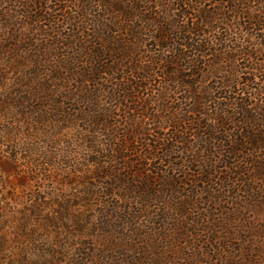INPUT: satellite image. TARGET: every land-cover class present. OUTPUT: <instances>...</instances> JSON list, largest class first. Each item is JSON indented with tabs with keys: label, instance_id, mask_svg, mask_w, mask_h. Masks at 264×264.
<instances>
[{
	"label": "trees",
	"instance_id": "obj_1",
	"mask_svg": "<svg viewBox=\"0 0 264 264\" xmlns=\"http://www.w3.org/2000/svg\"><path fill=\"white\" fill-rule=\"evenodd\" d=\"M25 1L28 2L24 4L26 9L33 2L42 7L40 10L44 9L45 0ZM79 1L84 22L103 20V12L105 19L109 18V12H120L128 20L143 22L128 24V42L119 41L117 47H111L116 41L112 36L105 37L108 27L103 26L98 36L94 30L96 39L111 45L103 46V42L97 43L91 35L94 41H83L78 57L53 54L43 46L34 51L31 38L21 30L18 33L12 22L5 23L12 33L7 40L9 44L0 47L1 54H11L3 62L0 57V121L5 122L0 127V146H6L10 156L8 161L0 158V197L9 178L25 179L19 172L20 162L45 172L51 168L78 172V166L88 168L91 162L100 171L107 189H111L108 193L118 189L126 193L127 198L123 199L128 201L131 190L128 186L133 181L136 183L132 186L133 201L137 205L150 206L163 198L152 192L153 185L158 183L151 182L149 176L141 181L136 179L143 174V169L128 166L124 155L128 152V122L117 125L113 107L104 108L99 94L103 82L110 81L104 75L112 76V80L118 79L119 72L124 73L114 72L108 61L111 58L122 61L127 52L131 70L128 75L138 85L145 83V79L152 80L154 74L149 76L145 72L148 66L139 58L146 51L144 38L151 33L155 51H159L152 56L153 69L167 63L175 65L173 70H167L172 76L168 83L176 86L173 89L178 95L180 110L179 131L172 140L180 147L181 170L187 173L174 186L172 205L164 206L165 210L157 214L149 207L150 232H142L138 222L145 213V217L150 215L142 207L123 210L122 206H112L110 212L106 207L98 216L92 215L91 224L77 216L78 229L90 234L85 235L71 264H117L110 257H106L110 260H97L100 245H95V256L86 240L93 239L96 233L100 237H113L118 232L117 223L127 219L133 226L128 245L145 250L139 254L145 259L135 258L129 264H264V0H174L163 15L149 8L140 10L139 5L126 7L120 0ZM178 7L182 13L180 19L177 15L172 18L170 13H175ZM193 11L196 22H184ZM3 18L11 20L5 15ZM23 42L31 48H25ZM74 44L78 45V41ZM53 50L56 51L54 47ZM118 51L125 54L120 56ZM10 71L16 78L12 85L6 81ZM122 85L125 82L119 83ZM112 92L107 91L110 99H113ZM44 125L54 129L48 132L46 128H39ZM73 127H77L85 148L96 157L80 162L73 154L66 156L58 152L57 145L64 142V132ZM177 145L167 153L176 150ZM156 147L147 145L153 157ZM101 151L111 152L113 157L122 155L124 160L119 164L122 166H117L116 158L113 163L102 161ZM3 162H8L6 168L2 167ZM123 169L135 171L137 175L133 179ZM164 182L162 179L160 183L164 185ZM49 199L45 195L36 196L27 204L25 213L15 211L11 205L4 206L0 199V264L5 254L14 250L4 249L5 243L12 241L6 230L9 223L17 225V232L35 233L30 228L41 226L32 223L33 216L37 220L42 218L47 204L58 223L69 218L67 213L71 207L67 208L65 200L53 199V203ZM117 210L121 213L118 218L112 215ZM18 212L19 216H14ZM9 217H12L10 221ZM45 219L52 221L48 214Z\"/></svg>",
	"mask_w": 264,
	"mask_h": 264
},
{
	"label": "rangeland",
	"instance_id": "obj_2",
	"mask_svg": "<svg viewBox=\"0 0 264 264\" xmlns=\"http://www.w3.org/2000/svg\"><path fill=\"white\" fill-rule=\"evenodd\" d=\"M120 1H124L126 7H135L139 5L140 10L149 8L163 15L164 9H168V5L174 0H149V2L146 1L148 3L145 2L146 4L140 1L137 2L136 0ZM27 3L28 2L25 0H0V47L1 44L4 47L9 44L7 40L9 34L12 33V29L7 27L5 24L6 22H12L11 24H13L18 33H20L21 30L24 36L34 41V51L36 48L43 46V48H49L50 52L53 54L59 52L61 55L65 54V56L77 57L80 56L78 53L81 52L80 44L86 40H91L93 42L95 32L98 36L103 26L109 29V32L106 33L105 36L106 39L107 35H109L116 40L114 42L115 44H112L111 47H117L119 41L121 43L128 42V24H141L143 22L141 19L128 20V18L123 17L120 12L116 14L109 12V21V18L105 19V13L103 12V20H98L96 18L95 22H84L82 12H79V5H81V1L79 0H45L43 3V11L40 10L42 7L36 2L30 3L31 7L29 6L30 8L26 9L27 6L24 4ZM190 11H192V9ZM109 13H106L107 16ZM181 14V8L178 7V10H176L175 13L171 12L170 16L173 18L174 15H177V19H180ZM3 15L10 17L11 20L6 21ZM112 15H118L119 18L116 16H114L116 18H111ZM121 16L123 19H121ZM164 17L165 15L161 16L160 20L162 21ZM196 19L195 11H193L192 14L185 17L183 21L191 23L196 22ZM148 24L152 26L155 25L154 22H148ZM150 34L151 33L144 38L146 39L144 44L145 46L147 45L146 51L141 53V57L139 58L142 59L143 64L148 66L145 72H147L149 76L154 74V77L150 78L152 80L146 82L145 79V83H139L140 85H138V81L128 75V72L131 70L130 68L128 69L127 52L126 58L122 61L119 59H115L117 60L115 61L112 58L108 61L111 66L109 67L110 69L114 67V72L121 70L124 73L122 74V72H119L116 75L118 79L113 78L112 80L110 79L112 76L104 75V77L109 78L110 81L103 82L104 85L99 87V94L101 97L100 101L104 104V108L110 109L113 107L114 118L116 119L117 125L121 123L124 124L125 121L128 122V152L124 153L128 158V166L130 165L133 166V168L143 169L142 175H137L135 171L132 172L130 169H128V171L123 169L122 172L128 173V176L133 179L134 175H137L136 179L140 181L145 180L144 177L149 176L151 182L158 183L153 185L152 192L154 194L157 193L163 198L150 206L146 203L141 204V202L139 203L142 206L137 205L136 202L133 201V196L135 195L132 193V186L136 184L133 181V184L131 182V185L128 186V189H131L130 192L128 191V201L123 199L124 196L126 197V193H121L117 191L118 189H116L115 193L110 194L108 192L111 191V189H107L106 182L104 178L101 177L100 171H97L95 165L91 162H88V168L78 166V172L75 170L62 172L54 168H51L49 172H45L43 170L40 171L39 168L36 169V167H25L24 165H26V163L20 162L19 165L21 168L19 172L25 179L16 181V178H9L8 182H5V188L1 190L4 194L0 197V199L3 200L2 204L4 206L11 205L12 208H16L15 211H23L25 213V208L32 199L38 195H45L47 198H50L49 200L53 203H55L53 199H55L56 202H58V200H65L67 208L71 207V209L67 213L69 218L58 223L54 218L55 215L53 214L52 208L48 204L47 206L44 205L45 208L42 211L44 212L41 216L42 218L37 220V216H33L35 218L32 223H38L41 226L39 227L37 225L30 228L36 230L35 233L31 231H28V233L17 232V225L13 222L9 223V227H6V230L9 232L12 241L6 242L4 249L10 248V250H14H12L13 253H7L5 257L3 256L4 259H2L1 264H71L73 256H76V254L79 253V249H81L80 245L86 237L85 235L90 234L89 231L78 229L76 226L77 216H81L86 222L91 224L92 219L90 218L92 215L93 218L95 215L98 216V212L101 214V211L106 210V207L109 208L108 212L112 211V206H119V208L122 206L123 210L127 207H131L135 210L142 207L146 211L149 210L150 215L145 217L147 214L145 213L144 217L141 216L138 222L141 225L142 232H150L152 220L150 219L151 211L149 207L153 209V212H155L154 214H157L165 210L164 206L172 205L171 200L173 198L171 196L174 186L176 182L179 181L178 178L183 177L184 174L187 173V171L181 170L180 147L178 148L176 142L172 140L179 131L180 125H178V119L180 118V110L178 95L173 89V87L176 88V86L173 83H168L172 76L168 74L167 70H173L175 65L167 63L164 66H156L153 69V65L150 64V62L153 54L159 51H155L157 47ZM91 35L94 38H91ZM24 36L22 37L25 38ZM95 40L97 43L103 42V46L111 45L104 40L96 38ZM75 41H78V45L74 44ZM23 46L27 49L31 48L27 42H23ZM53 47L56 51L53 50ZM98 48L100 51L103 50L102 46H98ZM118 52L121 53V51ZM124 54L125 53H121L120 56ZM10 55L9 52L0 53L1 62L6 60ZM120 61L121 63L119 64ZM138 72L144 73L143 71ZM14 79H16L15 74L10 71L6 81L12 85ZM119 79L124 80L125 85L119 86V83L124 84L123 81H118ZM128 79H131L130 84H128ZM71 85L73 88L76 87L74 83H71ZM124 88H126V90ZM109 90L113 91V99H110L109 96L111 95L107 94ZM5 120H8V117H6ZM4 123V121H0V127L3 126ZM45 125L39 128H46L48 132L54 129V127L50 129V127ZM49 125H51V123ZM36 128L38 129V127ZM76 128H69V130L64 132V142L58 139L60 141V145H57V147L59 146L58 152L66 156L69 155V153L71 155L73 154L75 160H80V162L85 160L87 162L96 157V155H94L90 149L85 148V142L82 136L78 134ZM46 134L48 135V133ZM40 136L45 138L43 134ZM44 140L47 141V139ZM68 144H70L69 149H67ZM148 144L154 147L157 146L154 149L155 157L148 152ZM176 145V150L167 153L170 147ZM49 146L50 145H48V149H50ZM7 150L9 149L6 146H0V158L3 161L9 160L7 157L10 156V153H8ZM110 153L111 152L104 151L103 154L100 155L102 156V161H112L113 163V160L116 158L117 166H122L119 164L123 163V156L115 154L113 157ZM156 154L159 155L156 157ZM4 166H8V162H3L2 167L6 168ZM6 170L7 169H3V171ZM17 178H20V176ZM162 179L165 180L164 185L160 183ZM21 182L27 184V187L22 186L20 184ZM165 184L171 185L166 187ZM17 185H20V187ZM13 210L14 209H11V211ZM19 214L18 212V214L14 216H19ZM46 214H48L51 219H54H52V221L48 219L43 220ZM112 215L118 218L121 213L117 210L114 211ZM38 217H40V215ZM11 218L12 217H9V221ZM123 221L124 220L117 223L118 232L115 233L113 237L111 235H103L104 237H100L98 233H94L95 236L93 239H96L94 242L92 238L86 240L88 245L91 246L92 253H95V256V245L96 247L100 245L98 247L99 251L97 255L99 258L97 257V260H110L106 258L110 257L111 260H114V263L129 264L128 262L135 258L139 259L143 257V259H145L144 255H139L140 250L143 252L145 251L142 247L139 248L136 245H128V237L132 235L131 230L133 226L128 223V219ZM143 235H145V233ZM6 260H9V263Z\"/></svg>",
	"mask_w": 264,
	"mask_h": 264
}]
</instances>
